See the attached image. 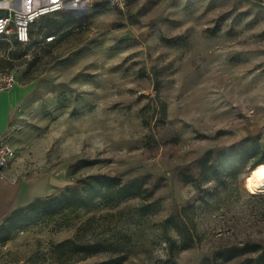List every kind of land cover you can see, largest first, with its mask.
<instances>
[{
	"label": "rangeland",
	"instance_id": "1",
	"mask_svg": "<svg viewBox=\"0 0 264 264\" xmlns=\"http://www.w3.org/2000/svg\"><path fill=\"white\" fill-rule=\"evenodd\" d=\"M64 1L63 12L31 27L45 29L37 41L0 63L26 89L7 169L44 180L50 196L99 174L143 179L153 196L100 202L70 217V229L57 220L25 227L0 245V264H61L53 247L79 227L82 242L107 250L80 264L115 251L123 264L241 263L215 255L264 245L262 165L251 171L264 153L224 167L216 153L246 137L260 136L264 147V9L241 0H129L119 13L108 0ZM81 22L88 28L75 32ZM50 34L57 40L44 44Z\"/></svg>",
	"mask_w": 264,
	"mask_h": 264
},
{
	"label": "trees",
	"instance_id": "2",
	"mask_svg": "<svg viewBox=\"0 0 264 264\" xmlns=\"http://www.w3.org/2000/svg\"><path fill=\"white\" fill-rule=\"evenodd\" d=\"M165 108L166 106L163 105L164 112L166 111ZM260 140V136L246 137L239 143L218 151L216 154L221 167L234 165L235 163H246L250 157L263 154L264 147L260 145ZM212 156H214V152H208L202 162L205 163L206 159ZM260 165H264V157H259L253 163L251 171ZM79 185L76 188L66 189L59 195L36 199L25 207L14 210L0 223V245L9 244L12 233H22L25 227L32 225L50 224L57 220L65 229H70L73 227L67 223L70 217H76L82 210L89 211L100 202L113 205L128 199H149L153 196V192L145 187L143 179L123 182L119 176L99 174L81 180ZM174 222V217H170L165 221V232L168 231L167 226ZM87 223H89V220L85 225ZM173 226L178 228L176 225ZM81 230V227H79L72 239L54 245L52 252L61 264H80L107 251L100 244L90 243L89 241L82 242L80 239ZM166 242L171 248V255H173L172 246L175 240L167 235ZM188 246H190V243L183 245L181 248L185 249ZM241 257H244V260L239 264H264V245L246 243L242 246L226 248L215 255L216 260L221 259L226 262ZM124 261V256L115 251L114 255L94 264H123Z\"/></svg>",
	"mask_w": 264,
	"mask_h": 264
},
{
	"label": "crops",
	"instance_id": "3",
	"mask_svg": "<svg viewBox=\"0 0 264 264\" xmlns=\"http://www.w3.org/2000/svg\"><path fill=\"white\" fill-rule=\"evenodd\" d=\"M48 1L50 0H0V19L7 17L10 10L28 11ZM241 1L264 9V0ZM40 31H45V29L42 30L41 28L34 27L31 30L33 42L37 41L36 39L39 37ZM45 37L47 36L43 37V41ZM1 40L5 41L6 39ZM9 40L12 42L9 47L5 45L0 46V63L10 58L14 61V59H17L15 57L19 56L15 51L26 48L18 44L13 36L6 41ZM0 69L13 72L16 75L14 70L3 69L1 67ZM18 81L16 77L15 85L8 92L0 96V142L5 144L8 141L11 122L26 90L25 86L21 85ZM52 194V187L46 184L44 180L24 181L19 176H16L13 168L0 171V222L5 220L14 210L25 207L36 199L48 197Z\"/></svg>",
	"mask_w": 264,
	"mask_h": 264
},
{
	"label": "built area",
	"instance_id": "4",
	"mask_svg": "<svg viewBox=\"0 0 264 264\" xmlns=\"http://www.w3.org/2000/svg\"><path fill=\"white\" fill-rule=\"evenodd\" d=\"M110 8L119 13H126L129 9V0H108ZM63 0H50L39 4L28 11L10 10L9 15L0 19V39L14 37L18 44L29 46L32 42L31 27L38 21L46 17L59 14L65 10ZM85 22L74 26L75 32L87 29ZM57 40L53 34L44 38V44H51ZM16 83V76L13 72L0 69V96L8 92ZM15 155L14 150L5 143L0 142V171L7 170ZM6 249V246L5 248Z\"/></svg>",
	"mask_w": 264,
	"mask_h": 264
},
{
	"label": "bare ground",
	"instance_id": "5",
	"mask_svg": "<svg viewBox=\"0 0 264 264\" xmlns=\"http://www.w3.org/2000/svg\"><path fill=\"white\" fill-rule=\"evenodd\" d=\"M256 188L264 193V165H262L258 172V177L256 180Z\"/></svg>",
	"mask_w": 264,
	"mask_h": 264
},
{
	"label": "snow or ice",
	"instance_id": "6",
	"mask_svg": "<svg viewBox=\"0 0 264 264\" xmlns=\"http://www.w3.org/2000/svg\"><path fill=\"white\" fill-rule=\"evenodd\" d=\"M53 2H55V0H53Z\"/></svg>",
	"mask_w": 264,
	"mask_h": 264
}]
</instances>
